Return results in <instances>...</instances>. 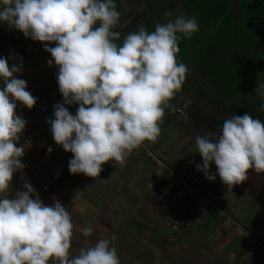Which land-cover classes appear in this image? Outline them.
Instances as JSON below:
<instances>
[{
    "label": "crops",
    "instance_id": "1",
    "mask_svg": "<svg viewBox=\"0 0 264 264\" xmlns=\"http://www.w3.org/2000/svg\"><path fill=\"white\" fill-rule=\"evenodd\" d=\"M143 1L114 0L121 13L114 29L121 32L118 44L141 24L154 31L156 23L167 21L166 11L175 14L173 19L194 17L199 29L190 40L181 38L178 44L177 60L189 71L171 101L177 110L166 109L159 136L154 142H145L151 150L165 153V167L146 161L145 149L139 148L123 166L104 164L99 177L72 174L69 161L73 154L56 144L48 123L55 119L54 106L64 99L57 76L43 60L26 54L25 43L14 46L7 37L5 50L1 49L4 43L0 44V55L11 51L9 66L22 64L24 72L16 78L25 80L26 90L36 98L32 109L16 102L17 115L27 122L18 145L26 143L29 127L34 125L35 134L31 133L25 154L42 161L39 178L36 169L25 162L24 168L32 172L28 183L36 192H51L47 206L55 198L65 207L87 208L85 216L95 219L92 226L98 225L94 230L111 231L124 241L121 254L125 256H130L124 252L130 248L158 264H264V173L250 170L248 179L228 193L214 163L210 168V174H216L214 181L197 170L203 159L193 147L197 135L219 134L224 120L233 115L248 113L264 122V98L255 93L257 82L264 83V0ZM15 49L20 52H13ZM38 105H47L49 110L44 113ZM65 107L76 114V104ZM252 174L262 178L259 188L250 185ZM183 179L205 197H218L220 210H212L201 198H192ZM68 190L70 194H64ZM229 217L232 221L227 222ZM175 218L185 221L177 233L166 225ZM163 227L169 229L168 235L161 232ZM241 229L259 243L252 238L253 243ZM105 234L100 236L106 238Z\"/></svg>",
    "mask_w": 264,
    "mask_h": 264
},
{
    "label": "clouds",
    "instance_id": "2",
    "mask_svg": "<svg viewBox=\"0 0 264 264\" xmlns=\"http://www.w3.org/2000/svg\"><path fill=\"white\" fill-rule=\"evenodd\" d=\"M164 15L167 21L154 31L141 24L118 44L121 13L114 0H0V22L41 42L53 57L48 64L59 69L64 99L48 123L56 144L73 154L72 174L96 178L106 163L123 166L134 150L157 139L165 110H177L171 101L189 71L177 60L178 44L199 29L194 17ZM22 71V64L10 67L0 58V264H120L109 239L70 258L74 225L59 200L45 205L27 182L9 197L14 173L24 169L25 146L18 144L27 122L16 102L28 109L36 104L26 81L16 78ZM255 93L264 98V83L257 82ZM73 104L79 105L75 115L65 107ZM193 147L203 159L197 170L214 181V163L228 193L250 170L264 173V122L248 113L224 120L219 134L197 135ZM82 233L90 237L91 224Z\"/></svg>",
    "mask_w": 264,
    "mask_h": 264
},
{
    "label": "rangeland",
    "instance_id": "3",
    "mask_svg": "<svg viewBox=\"0 0 264 264\" xmlns=\"http://www.w3.org/2000/svg\"><path fill=\"white\" fill-rule=\"evenodd\" d=\"M124 2H126V3H132L133 1H135V3L136 2H138V4L139 3H144V1L143 0H123ZM126 6H128L127 4H126ZM133 7H135L134 6V4H132V8ZM16 31H18L19 32V30H16V29H13V28H10V26H8V32H9V35H8V37H14L15 36V33H17ZM21 32V31H20ZM19 32V33H20ZM21 37H20V39H21V41H23V39H22V37L24 36V34H23V32H21ZM24 43V42H23ZM7 44H3L2 45V47H1V49H2V51L3 50H5L6 48H5V46H6ZM25 45H26V43H25ZM1 51V50H0ZM8 52V51H7ZM13 52H15V53H17V52H20V50L19 49H15V50H13ZM11 54V51L10 52H8V53H6V52H2L1 53V55H0V58H6L7 60H10V59H8V56ZM30 56V55H29ZM31 57H33V56H31ZM36 58H39V57H37V56H35ZM48 66V65H47ZM49 67V66H48ZM50 68V67H49ZM51 69V68H50ZM27 71V70H26ZM22 72H24V70L22 71ZM0 87H2V84H0ZM45 113V112H44ZM34 126V125H33ZM33 126H31V127H29V130H30V132L34 135L35 133V131H34V129H33ZM30 133V135L28 136V138L26 139V143L25 144H23V146H25V147H27V145H28V143H30L31 141V137H32V134ZM19 146V145H18ZM26 152V151H25ZM43 156H46V154H44ZM25 162L28 164V167H30V168H35L36 170V174H37V177L39 178L41 175H39V171H40V167H42L41 165V163H42V161L40 160H38V159H36V160H34L31 156H30V154L27 152L26 154H24V156L21 158V163L24 165L25 164ZM31 173L32 172H30V170H29V168H24L23 169V171L21 172V171H17L16 173H14V176H13V180H12V182H11V186H10V190H12L13 191V193H14V195H15V193L16 192H20V189H21V191H23L24 190V188H23V184L27 181V183H28V181L32 178V175H31ZM17 174V176H15ZM42 178V177H41ZM260 179H262L261 177H258V176H256V175H251V186H252V188H255V187H260L261 185H260V183H259V180ZM43 181H45V178H43ZM21 185V186H20ZM70 190H68V191H65L64 192V194H66L67 193V195H69L70 194V192H69ZM263 192V191H262ZM36 193H38V195H39V197H40V199L44 202V203H48V201H49V198H48V196H50L51 195V192H45V191H43V192H39V191H37ZM264 193V192H263ZM62 193H60L59 195H61ZM55 195H56V193H55ZM264 195V194H263ZM208 196H213V194H211V195H208ZM215 197V196H214ZM202 201L203 202H205L203 199H202ZM209 207V206H208ZM66 208H68V211L70 212V214H71V218H72V223H73V225H74V228H73V236H72V241H71V243H72V247L73 246H77V245H79V247L78 248H76V249H78V250H76L73 254H69L70 255V257H72V256H75V255H78L79 254V250H80V248H82V247H86V246H89V245H93V244H95L99 239H109V241H110V246L111 245H113L114 244V246H115V248H116V250H117V254H118V258H119V260H120V264H135V262L136 261H139V263L140 262H142L143 264H158L157 262L156 263H154V261H155V259H152V257L150 256L149 258L148 257H142V256H137L138 255V253H136V251H134L133 252V250L132 249H130V248H127V249H125L124 250V252H128V254H130V256H125V255H123V254H121L122 253V249H124V241L123 240H119V238L117 237V235H115L118 239H116L114 242L113 241H111V236L114 234L113 232H111V231H108V233L107 234H105V230L103 231V230H101V228H98V230H94V228L95 227H97L98 225H93L92 226V224H93V222L95 221V219H93V218H88V217H86L85 215L87 214V212H88V209L86 208H84L83 206H80V207H71V206H69V207H67L66 206ZM225 213V212H224ZM224 216H226V213H225V215ZM229 221H232V219L229 217V219L227 220V222H229ZM168 222V221H167ZM89 224H91V226H92V228H93V233H92V235L90 236V237H84L83 236V233H82V229H84L85 227H87ZM258 226V225H257ZM260 226V225H259ZM263 227H264V225H263ZM107 230V229H106ZM244 230V229H243ZM94 231L96 232V233H94ZM241 231H242V229H241ZM161 232L164 234V235H168L169 234V229L168 228H165V227H163L162 229H161ZM244 232H246V230L244 231ZM101 233H103V234H105L106 235V238H104L103 236H100V234ZM248 235L250 234L249 232H246ZM250 236V235H249ZM252 238H254V240H256V242H257V244L259 243L258 242V240L255 238V237H252V236H250L249 237V239H251L252 240V242L253 243H256L255 241H253V239ZM164 239V238H163ZM121 242V243H120ZM75 248V247H74ZM69 253H72V252H69ZM149 256V255H148Z\"/></svg>",
    "mask_w": 264,
    "mask_h": 264
},
{
    "label": "built area",
    "instance_id": "4",
    "mask_svg": "<svg viewBox=\"0 0 264 264\" xmlns=\"http://www.w3.org/2000/svg\"><path fill=\"white\" fill-rule=\"evenodd\" d=\"M23 42L26 43V54L27 55H31V56H37L39 57L41 60H43L53 71V73L57 76L59 69L57 66H55L54 62L52 65L48 64L49 60H53V57L51 56L50 53H48L47 51H45L44 48L38 46L36 44V42L28 37H26L25 35L22 37ZM79 107V105H77ZM38 107L43 111V112H47L49 110V107L47 105H38ZM140 148H144L145 149V159L146 161H148L149 163H154L160 167H165V163H166V155L164 152L162 151H153L150 148H148L147 146H141ZM183 177H185L184 173H182ZM183 187L184 189L188 192V194L192 197V198H201L204 201H206L210 206L212 210H220L217 200L218 197H211L207 198L205 197L202 193H200L195 187L194 185L187 179H183ZM167 227H169L174 233H177L181 230L182 226L185 225V221L179 218H175L172 219L170 221H168L166 223ZM245 230H242L241 233L244 234V236L248 237L249 235L244 232Z\"/></svg>",
    "mask_w": 264,
    "mask_h": 264
},
{
    "label": "trees",
    "instance_id": "5",
    "mask_svg": "<svg viewBox=\"0 0 264 264\" xmlns=\"http://www.w3.org/2000/svg\"><path fill=\"white\" fill-rule=\"evenodd\" d=\"M8 26L9 25H7L6 23H4V22H0V44H2V43H4L5 41H6V39H7V37H8V35H9V32H8ZM17 33H15V36L13 37H11L12 38V43H13V45L15 46V45H18L19 43H22L23 41H21V39H20V37H21V32L19 33L18 31H16ZM36 42V44L38 45V46H40V47H42V48H44V46H43V44L41 43V42H37V41H35ZM20 191H21V189H20ZM9 197L11 198L12 196H14V193H13V191L12 190H10L9 189ZM217 203H218V200H217ZM219 204V203H218ZM218 213V212H217ZM177 240V239H176ZM175 240V241H176ZM78 247H79V245H77ZM76 245L75 246H73V247H71V249H70V252H72V253H69V254H73L76 250H78V249H76V248H78ZM75 247V248H74ZM70 256V255H69ZM71 258V257H70Z\"/></svg>",
    "mask_w": 264,
    "mask_h": 264
}]
</instances>
